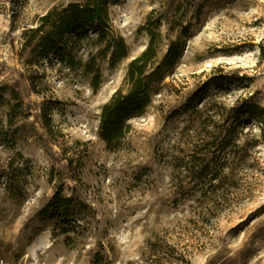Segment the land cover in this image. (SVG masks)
Here are the masks:
<instances>
[{
	"label": "rangeland",
	"instance_id": "rangeland-1",
	"mask_svg": "<svg viewBox=\"0 0 264 264\" xmlns=\"http://www.w3.org/2000/svg\"><path fill=\"white\" fill-rule=\"evenodd\" d=\"M72 1L82 0H0V88L14 85L26 101L10 124L9 88L0 90V167L14 160L11 176L25 194L15 197L0 184V264H264V135L256 121L242 119L251 165L246 193L217 219H191L192 207L174 204L171 184V159L191 152L194 132L182 133L193 114L190 93L200 92L199 107L230 109L242 99L264 106V0H181L176 20L191 24L184 53L146 113L130 121L120 150L98 134L101 107L125 85L129 62L149 40L147 17L163 0L110 4L111 28L129 54L116 65L102 59L97 91L82 67L53 55L26 63L31 28ZM162 31L164 51L168 27ZM97 50L88 42L79 56ZM43 102L53 116L49 145L30 110ZM60 183L65 194L77 188L93 212L72 246L38 215Z\"/></svg>",
	"mask_w": 264,
	"mask_h": 264
},
{
	"label": "trees",
	"instance_id": "trees-1",
	"mask_svg": "<svg viewBox=\"0 0 264 264\" xmlns=\"http://www.w3.org/2000/svg\"><path fill=\"white\" fill-rule=\"evenodd\" d=\"M114 1H72L50 9L41 17L40 25L31 28L28 34L24 43L30 48L26 63L38 64L53 55L70 69L82 67L83 72L90 75L93 90L97 91L103 76L102 59L109 58L110 64L116 65L129 54L124 38L111 28L109 6ZM182 5L181 0H163L160 8L149 13L144 26L149 36L147 46L129 62L125 85L114 91L101 107L98 134L108 149L122 148L131 128L130 121L146 113L154 95L160 92L163 82L183 55L191 24L176 20L175 14L181 11ZM175 25L180 27V32L172 39L170 32ZM163 26L168 27L169 39L164 51ZM88 42L96 44L98 50L89 52L84 60L79 53ZM210 83L211 80H208L205 87ZM6 88H9L11 101V124L26 101L16 86H3L0 90ZM198 93L194 91L187 96L186 102L193 105V114L182 132H194L189 135L192 139L191 152L187 157L175 156L171 159V184L175 193L174 204H188L192 207L191 219L207 223L217 219L246 193L251 165L242 119L247 116L256 121L264 135V106L242 99L230 109L211 102L199 107L195 106ZM48 104L43 102L41 106L30 107L34 122L40 129L38 133L47 145L52 143L50 134L53 129L52 110ZM257 141L253 146L258 144ZM12 170L14 160L9 162L8 168L0 167V184H4L5 189L15 197H23L24 191L16 185L17 180L11 176ZM63 186V183L58 185L38 215L44 223L53 225V236L62 235L65 243L72 246L76 238L85 232L93 212L77 188L65 194Z\"/></svg>",
	"mask_w": 264,
	"mask_h": 264
}]
</instances>
